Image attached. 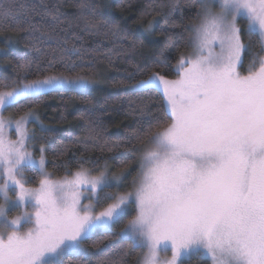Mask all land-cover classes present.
<instances>
[{
  "label": "snow or ice",
  "instance_id": "obj_1",
  "mask_svg": "<svg viewBox=\"0 0 264 264\" xmlns=\"http://www.w3.org/2000/svg\"><path fill=\"white\" fill-rule=\"evenodd\" d=\"M73 6L70 15L64 0H0V31L22 34L28 49L18 53L11 39L0 49L15 70L0 76V264H129L134 253L135 264H264V0H191L190 16L179 0L147 4L145 33L160 27L167 43L128 74L135 83L126 91L141 101L131 109L136 127L111 142L91 121L74 142L116 151L102 166L84 155L75 169L65 162L56 177L44 144L36 156L37 133L51 131L39 102L53 92L88 97L98 84L72 30L112 36L131 51L143 44L103 19L94 0ZM152 95L163 100L155 113ZM9 109L23 114L5 117Z\"/></svg>",
  "mask_w": 264,
  "mask_h": 264
},
{
  "label": "trees",
  "instance_id": "obj_2",
  "mask_svg": "<svg viewBox=\"0 0 264 264\" xmlns=\"http://www.w3.org/2000/svg\"><path fill=\"white\" fill-rule=\"evenodd\" d=\"M74 2L75 0H64V11L70 15L75 12ZM171 2L175 3L176 0H171ZM94 3L97 5L103 19L119 25L121 29L128 33L130 39L142 40L143 44L142 46L138 45L134 51H131L127 42H119L112 36L103 34L88 36L80 28L72 30L82 37L81 43L88 50V56L84 62L92 61V67L86 68L84 71L89 75H94L100 82V86L88 97H82L72 91L53 92L42 97L39 102L37 112L40 120L51 131L44 133V138H40L41 134L37 133L38 139L35 147L39 149L41 144L45 145L47 149V170L53 172L56 177L64 175L63 165L65 162L68 163L70 168L75 169L82 155L96 161L101 166L108 157L113 155L116 149L112 148L111 144L103 151L99 148H89L86 152L82 144L74 141L87 135V128L91 126V121H96L99 124L97 130L101 132L104 139L111 142L122 143L124 141L128 132L136 127V121L139 119V114L133 113L131 109L141 103L139 99L126 91L128 87L135 83L134 79L128 78V74L135 72L138 67L143 68L146 64L151 65L167 43V36L160 30V27H156L150 35L145 33L144 27L152 19V16L142 18L141 12L149 3L167 4L169 0H94ZM179 3L184 5L183 11L190 16L194 11V9L190 10L187 6L191 3V0H179ZM161 11L167 14L169 9L165 7ZM178 16L179 12L174 14V18ZM157 19H159L160 25L163 26L164 20L160 19L159 16H157ZM175 30L177 32L182 31L178 23ZM70 36H72V33H70ZM0 37L15 41L18 46V53L22 54L28 50L25 40L21 38L22 34L0 31ZM72 38L75 37L72 36ZM182 50L186 51V49ZM176 56L177 53L174 52L172 64H175ZM9 59L11 58H6L5 62L7 71L0 72V76L14 77L15 70L8 63ZM140 78L139 75L136 76V79ZM168 78L174 79L176 74L169 72ZM129 100L132 101L131 105ZM145 100H147V97H145ZM87 101H91V103H87ZM162 103L163 100L160 95H152L151 104L156 106L153 108L154 113ZM86 109H93V111L89 114ZM6 112L13 117L23 114V110L18 112L9 109ZM33 127L35 125L30 124V128ZM101 143H103V140H101ZM58 147L64 148L62 156L55 153V149ZM120 150H122V147ZM36 153H39V151L37 150ZM108 163L112 169H116V162L108 160ZM30 174L33 176V180L29 186H35L39 180V175L36 172H30ZM132 175H135L134 171ZM122 227L123 223L117 225L113 229V233H118ZM111 240L114 248L120 247V244L116 242L118 238L115 235L111 237ZM107 242L105 241V243ZM135 255L136 253L129 258V264H135ZM93 264H96V258H93ZM186 264H196V261L190 260Z\"/></svg>",
  "mask_w": 264,
  "mask_h": 264
},
{
  "label": "rangeland",
  "instance_id": "obj_3",
  "mask_svg": "<svg viewBox=\"0 0 264 264\" xmlns=\"http://www.w3.org/2000/svg\"><path fill=\"white\" fill-rule=\"evenodd\" d=\"M9 40V38H4V37H0V49H2V48H5L7 45H6V42ZM12 40V39H11ZM13 41V40H12ZM11 47H13L14 49H16L17 50V52H18V46H17V43L15 42V41H13V44L11 45ZM6 57H3V56H0V72H6L7 71V66H6ZM100 86V82H98V84L95 86V90L96 89H98V87ZM4 116L5 117H8V116H12L11 114H9V113H7V112H4ZM28 127L30 128V125H28ZM11 135H12V138L14 139L15 138V132H14V130H12V133H11ZM39 151V149H37L36 147H35V151ZM39 154L40 153H36V156H37V158H39ZM111 170L113 171V172H115L116 171V169H112L111 168ZM26 176H27V178L30 180V181H32L33 180V176L30 174V172L29 173H26ZM130 178H131V176H129L128 178H127V181L125 182V187L123 188V189H121L122 191H124V190H126L127 189V184L128 183H130ZM35 186H37V184L35 185ZM31 187V186H30ZM85 203H87V200H85L84 201ZM8 211H9V213H10V215H16V214H18V212L20 211V209H17V208H15V207H9V209H8ZM170 252L168 253V255L170 256ZM190 261V260H189Z\"/></svg>",
  "mask_w": 264,
  "mask_h": 264
}]
</instances>
